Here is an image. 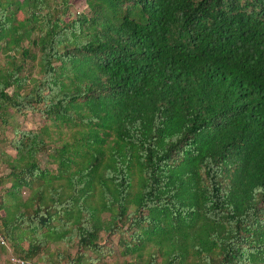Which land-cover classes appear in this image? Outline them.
<instances>
[{
    "label": "trees",
    "instance_id": "1",
    "mask_svg": "<svg viewBox=\"0 0 264 264\" xmlns=\"http://www.w3.org/2000/svg\"><path fill=\"white\" fill-rule=\"evenodd\" d=\"M68 2L0 0V256L264 264V0Z\"/></svg>",
    "mask_w": 264,
    "mask_h": 264
},
{
    "label": "rangeland",
    "instance_id": "2",
    "mask_svg": "<svg viewBox=\"0 0 264 264\" xmlns=\"http://www.w3.org/2000/svg\"><path fill=\"white\" fill-rule=\"evenodd\" d=\"M68 1H69L68 2L69 13H71L70 11H74V12L76 11L77 12L80 9L86 8L83 0H68ZM20 15L21 14H19V17H20ZM66 17H69V16H66ZM15 117H16V120L21 125V127L26 128V129L37 128L46 122L45 119H43V117H41L40 114L32 113V112H27L24 115L16 114ZM12 137H13V133H12L10 126L0 128V149L5 151L8 154L14 155L15 151L12 149V147L8 143L9 139H11ZM42 158L44 159L45 155H42ZM3 173H7V171L5 170V167L0 164V175ZM24 195H27V191L24 193ZM103 216H107V215H103ZM117 239H118V236L114 235V234L110 235V236H107L106 234L103 235L102 244L105 245V248L110 249V252H106L105 256H104L106 263H108V264H123L126 261V260H124L125 258L120 256V254H119V251L121 248H119L117 246ZM53 247L54 246H52V245L50 246L51 249H53ZM105 251H107V250H105ZM67 252H68L67 254H69V256H74L75 255L74 254L75 248L70 247L67 249ZM44 253H45V251H44ZM7 257L1 255L0 256V264H11L8 259H7L8 261L6 260ZM45 262L46 261L41 260V261H38L37 263L46 264ZM96 264H100V261H98V263H96Z\"/></svg>",
    "mask_w": 264,
    "mask_h": 264
},
{
    "label": "built area",
    "instance_id": "3",
    "mask_svg": "<svg viewBox=\"0 0 264 264\" xmlns=\"http://www.w3.org/2000/svg\"><path fill=\"white\" fill-rule=\"evenodd\" d=\"M0 244H5V241L1 235H0ZM8 259L12 264H27L25 260L15 256H9Z\"/></svg>",
    "mask_w": 264,
    "mask_h": 264
}]
</instances>
